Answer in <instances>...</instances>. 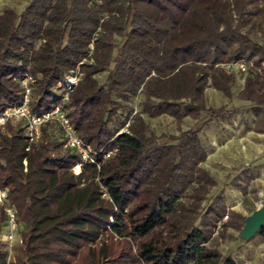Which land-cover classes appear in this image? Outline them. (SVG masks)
Returning <instances> with one entry per match:
<instances>
[{"label": "trees", "instance_id": "trees-1", "mask_svg": "<svg viewBox=\"0 0 264 264\" xmlns=\"http://www.w3.org/2000/svg\"><path fill=\"white\" fill-rule=\"evenodd\" d=\"M237 62L245 72L223 67ZM76 71L65 99L62 82ZM238 78L236 98L264 134V0H30L19 13L3 9L0 113L20 104L26 82L30 112L59 105L100 166L73 177L79 157L54 138L55 124L33 144L23 122L0 128V190L24 226L10 252L0 240V264H237L213 235L241 232L246 217L227 212L222 192L208 200L217 183L202 167L200 135L221 111L207 108L205 91L231 99ZM160 117L195 124L157 136L147 119ZM4 221L0 208V233ZM255 236L264 239V228Z\"/></svg>", "mask_w": 264, "mask_h": 264}, {"label": "rangeland", "instance_id": "rangeland-1", "mask_svg": "<svg viewBox=\"0 0 264 264\" xmlns=\"http://www.w3.org/2000/svg\"><path fill=\"white\" fill-rule=\"evenodd\" d=\"M29 1L0 0V12L10 8L19 13ZM104 77L105 74H101L98 79L102 82ZM242 85L243 79L238 78L231 99L207 88V108L221 111L219 117L206 127L200 137L207 151V159L202 167L209 171L217 183L208 200L222 192L227 212L247 217L253 209L264 205V134L256 133L255 117L250 105L236 98ZM141 99L142 97H137L129 101L133 110H139ZM147 122L157 136L178 135L180 131L188 130L195 124V121L185 119L178 127L170 117L147 119ZM14 124L16 123L12 125ZM54 138L60 140L59 134L54 133ZM229 213L226 214L230 216ZM228 216H223L217 223V230L222 223L230 221L231 217ZM23 232L22 224L20 235ZM218 233L213 235V241L222 255L230 256L237 264H264V239L261 236L243 240L240 232L232 228L226 229L221 236ZM15 246H20L18 240L8 244L9 252Z\"/></svg>", "mask_w": 264, "mask_h": 264}, {"label": "built area", "instance_id": "built-area-1", "mask_svg": "<svg viewBox=\"0 0 264 264\" xmlns=\"http://www.w3.org/2000/svg\"><path fill=\"white\" fill-rule=\"evenodd\" d=\"M227 72L238 70L245 72L247 66L243 62L227 63L223 65ZM79 80L78 72H72L65 76L62 85L66 90L65 99L68 93L72 92ZM24 90L20 104L6 108L0 113V128H4L9 122H23L24 136L33 144L38 142L42 137V128L47 124H55V133H58L62 142L63 148L74 152L78 157V162L72 167L71 174L75 178L81 177L82 171L87 165H95L99 169V163L96 161V152L78 136L76 130L72 127L69 119L59 105L54 106L47 112L40 115H35L30 112V88L25 82ZM121 132H127L126 129ZM112 152L103 155L104 159H108ZM7 192L0 190V208L4 211V226L0 233V240L7 245L18 240L21 243L20 226L22 225L17 219L15 209L6 204ZM227 218V216L225 217Z\"/></svg>", "mask_w": 264, "mask_h": 264}, {"label": "water", "instance_id": "water-1", "mask_svg": "<svg viewBox=\"0 0 264 264\" xmlns=\"http://www.w3.org/2000/svg\"><path fill=\"white\" fill-rule=\"evenodd\" d=\"M261 228H264V205L258 207L245 218L244 225L240 232V238L249 240L254 237Z\"/></svg>", "mask_w": 264, "mask_h": 264}]
</instances>
